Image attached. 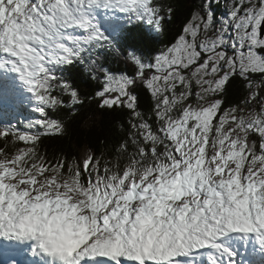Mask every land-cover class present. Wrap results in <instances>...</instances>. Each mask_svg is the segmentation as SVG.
<instances>
[{
  "label": "snow or ice",
  "instance_id": "obj_1",
  "mask_svg": "<svg viewBox=\"0 0 264 264\" xmlns=\"http://www.w3.org/2000/svg\"><path fill=\"white\" fill-rule=\"evenodd\" d=\"M175 14L173 0H0V120L6 104L38 113L0 123V264H264V0H198L150 47ZM86 100L125 113L124 135L48 157L42 137L66 131L50 113Z\"/></svg>",
  "mask_w": 264,
  "mask_h": 264
},
{
  "label": "trees",
  "instance_id": "obj_2",
  "mask_svg": "<svg viewBox=\"0 0 264 264\" xmlns=\"http://www.w3.org/2000/svg\"><path fill=\"white\" fill-rule=\"evenodd\" d=\"M198 0H173L176 5V14L173 22L168 29L158 37L154 38L149 46L162 47L170 42L179 32L180 27L185 22L190 10L195 7ZM144 35L143 26L134 27L130 33L129 42L137 43L143 46L141 36ZM119 64H113V67H124L123 59L117 58ZM73 83L79 88L84 96H91L96 85L82 71L72 69ZM244 90L239 82H235L228 88L227 98L231 102H238L244 96ZM149 104L147 96L141 92L140 105L142 109H147ZM30 112L29 108L24 109ZM32 113V112H31ZM35 113V112H34ZM26 115V114H25ZM33 115V114H32ZM51 116H60L65 119L66 131L59 136H44L41 140V151L48 157L66 155L69 158H80L87 150H92L100 154L106 148H110L127 129L126 114L120 111L100 110L95 102L85 101V104L79 106L76 115L72 116L66 111L52 112ZM123 124V127L121 125ZM4 146V141L0 139V147ZM12 146L9 145V151Z\"/></svg>",
  "mask_w": 264,
  "mask_h": 264
},
{
  "label": "rangeland",
  "instance_id": "obj_3",
  "mask_svg": "<svg viewBox=\"0 0 264 264\" xmlns=\"http://www.w3.org/2000/svg\"><path fill=\"white\" fill-rule=\"evenodd\" d=\"M258 78V77H257ZM233 85V84H232ZM262 94H264V93H262ZM15 113V114H19V112H15V111H12V110H10L9 108H8V106L7 105H5V108H4V113H3V119L2 120H0V123H8L9 121L10 122H12V123H17V122H19V121H21V120H24L25 118H27V117H25V115H23L22 117H19V116H17V115H15V116H13L12 115V113ZM32 112V113H31ZM31 114H33V115H37L38 116V113H34L32 110H31ZM36 116V117H37ZM35 117V118H36Z\"/></svg>",
  "mask_w": 264,
  "mask_h": 264
},
{
  "label": "bare ground",
  "instance_id": "obj_4",
  "mask_svg": "<svg viewBox=\"0 0 264 264\" xmlns=\"http://www.w3.org/2000/svg\"><path fill=\"white\" fill-rule=\"evenodd\" d=\"M30 112H25V111L22 110V111L19 112V114H26V117L28 119H33V118H35L37 116L36 114L35 115H32ZM12 115L15 116L16 114L13 112Z\"/></svg>",
  "mask_w": 264,
  "mask_h": 264
}]
</instances>
